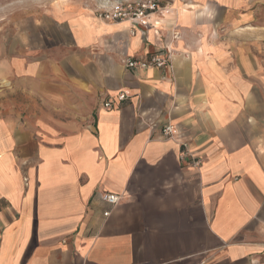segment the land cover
<instances>
[{"label":"crops","instance_id":"0c3cea01","mask_svg":"<svg viewBox=\"0 0 264 264\" xmlns=\"http://www.w3.org/2000/svg\"><path fill=\"white\" fill-rule=\"evenodd\" d=\"M105 3L54 2L0 52V264H264V25L232 41L208 0L139 24Z\"/></svg>","mask_w":264,"mask_h":264},{"label":"rangeland","instance_id":"374dc122","mask_svg":"<svg viewBox=\"0 0 264 264\" xmlns=\"http://www.w3.org/2000/svg\"><path fill=\"white\" fill-rule=\"evenodd\" d=\"M61 1L62 0H0V52H5L4 50H7V53L13 52L16 44L20 47L21 38L22 42L28 45L31 41L29 36L31 35L32 22L40 17L43 12L46 11V8H50L54 2ZM104 1L107 7L103 6L101 9L96 10V12L102 9H108L115 3H125L135 0H110V2L103 0V2ZM151 1H155L156 4H159L158 0ZM208 1L212 3V5H210L214 7L215 12H232L231 16L224 19L222 23L220 21L218 22L227 25L224 29H217L218 37L224 34L226 39L230 38L232 41L239 40L240 18L244 19L242 21L243 25L245 24L248 27L255 24L264 25V0L261 1L262 3L258 0L257 2L256 0ZM107 2L110 3L109 6ZM204 5L205 4H203V6ZM24 53L29 54V51ZM7 81V86L4 85V81L0 82V90H11L14 88V82Z\"/></svg>","mask_w":264,"mask_h":264},{"label":"built area","instance_id":"2783aa9c","mask_svg":"<svg viewBox=\"0 0 264 264\" xmlns=\"http://www.w3.org/2000/svg\"><path fill=\"white\" fill-rule=\"evenodd\" d=\"M157 9L158 6L155 1L135 0L125 3L119 2L112 4L108 9H102L101 11L96 12V16L103 23L118 24L121 22H128L130 24H139L143 22V20L149 14L157 11ZM170 57V54H168L166 58H159L157 56H153L148 62H137L130 58H126L123 60V64L128 69L161 68L168 63ZM117 98L119 101H124L125 95L119 94ZM104 107H111V102L108 101L106 104H104ZM162 134L168 139H173L175 138V136H177V131L173 126L167 125L163 128ZM182 146L185 148V145ZM180 155L181 159H184L186 156L188 158L194 159L193 156H191V154L186 149ZM195 164L197 165L198 162H195ZM102 199L106 203L115 206L119 201V196L114 194H105L103 195ZM104 215L107 216L108 213H105Z\"/></svg>","mask_w":264,"mask_h":264}]
</instances>
